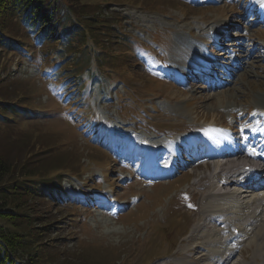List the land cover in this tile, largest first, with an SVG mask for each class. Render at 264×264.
<instances>
[{"label": "rangeland", "instance_id": "374dc122", "mask_svg": "<svg viewBox=\"0 0 264 264\" xmlns=\"http://www.w3.org/2000/svg\"><path fill=\"white\" fill-rule=\"evenodd\" d=\"M45 2L77 26L91 20L94 27L85 28L86 48L79 36L60 56L54 45L33 43L14 16L1 26L3 42L20 46L0 44V108L8 115L0 117V156L37 190L15 210L0 206L22 215L0 217V227L29 232L43 264L184 257L202 264L191 230L209 184L202 177L213 167L195 165L204 151L196 133L208 126L229 133L262 119L264 7L256 0ZM231 56L243 69L229 78ZM253 247L229 264H253Z\"/></svg>", "mask_w": 264, "mask_h": 264}, {"label": "bare ground", "instance_id": "6f19581e", "mask_svg": "<svg viewBox=\"0 0 264 264\" xmlns=\"http://www.w3.org/2000/svg\"><path fill=\"white\" fill-rule=\"evenodd\" d=\"M222 36L223 33L218 39H223ZM231 57L230 63L232 62L234 69L228 77H235L234 72H239L242 63L240 64L241 61L236 57ZM230 104L227 105V110ZM257 105L263 106L264 98H261ZM232 107H235V104ZM209 127H205L201 133L197 132V139L206 141L200 138L204 135L208 139L221 142L222 148L226 149L230 139H222L217 130L207 132ZM255 131L257 134H263L264 128ZM218 134L221 138L216 137ZM236 140L241 150L236 154L223 151L220 156H224L222 159H225V162L211 154L208 160L212 161L210 165L213 167V173L202 177L208 179L209 184L199 198L200 220L191 230L192 246L199 249L202 264H229L237 251L241 254L240 248L250 246H254L252 263L264 264V158L262 155H244L251 145H243L240 138ZM221 143L218 149L221 148ZM200 180L201 178L195 184ZM258 258L261 259L260 262ZM178 264L194 262L190 263L184 257L179 259Z\"/></svg>", "mask_w": 264, "mask_h": 264}, {"label": "trees", "instance_id": "16d2710c", "mask_svg": "<svg viewBox=\"0 0 264 264\" xmlns=\"http://www.w3.org/2000/svg\"><path fill=\"white\" fill-rule=\"evenodd\" d=\"M49 4L51 5V3ZM49 4H46L45 0H0V44H2L4 48H19L20 44L17 46L16 44L3 42L6 36H4V32L1 30L3 23L12 20L14 16L17 25L21 24L20 26L23 29L34 34V38L32 39L33 43L39 44L41 42H46V44H50L51 46L54 45L58 48L56 51L60 56L67 55L75 42V38L79 36L83 37L82 42L76 41V44H83L84 48H86L88 44L87 34L89 33L85 28L92 30L94 27L92 21L87 20L90 21L87 27L82 24L79 27L71 22V18L59 13L60 11L56 8V3L52 6ZM58 14L60 15L58 16ZM101 27L110 28L111 30L110 25L102 24ZM101 32V34L97 33V36L106 34L103 29ZM97 36L95 35V37ZM63 46L65 47L63 48ZM30 47H28V49ZM84 48L82 51H84ZM82 51L80 55L83 53ZM118 55V52L113 51L110 57L115 59ZM51 57L52 55H49L48 58ZM83 58L82 60H84ZM98 63L97 61V64ZM86 71L89 72V69L87 68ZM72 76L78 78V72L73 71ZM77 83L81 84L82 80L80 79ZM1 105L2 103L0 102V106ZM4 112L5 110L1 109L0 117L7 118L8 115ZM15 172L16 166L6 162L0 156V206L5 203H10L13 210L19 206V200L33 196L37 190L36 185H31L30 183V185H27L22 183V181H18L19 179L14 177L16 174ZM30 176L32 177L33 174ZM26 181L27 179H25V182ZM43 183L44 185L38 184L42 187L50 188L51 182ZM3 216H10V219L14 220V216L22 215L13 211L1 210L0 217ZM37 245H39V243L35 245L29 238V232L27 231L6 232L0 227V264H43ZM21 253L22 256L18 257Z\"/></svg>", "mask_w": 264, "mask_h": 264}, {"label": "snow or ice", "instance_id": "6c2138e0", "mask_svg": "<svg viewBox=\"0 0 264 264\" xmlns=\"http://www.w3.org/2000/svg\"><path fill=\"white\" fill-rule=\"evenodd\" d=\"M257 3H259L262 7H264V0H256ZM254 150L249 151V155H253Z\"/></svg>", "mask_w": 264, "mask_h": 264}]
</instances>
